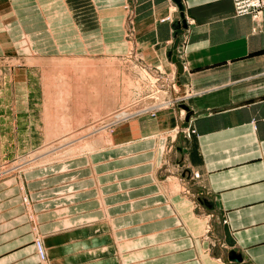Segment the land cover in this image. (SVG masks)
I'll list each match as a JSON object with an SVG mask.
<instances>
[{
	"label": "crops",
	"instance_id": "0c3cea01",
	"mask_svg": "<svg viewBox=\"0 0 264 264\" xmlns=\"http://www.w3.org/2000/svg\"><path fill=\"white\" fill-rule=\"evenodd\" d=\"M80 57L154 70L175 84L176 106L0 178V264H264V10L0 0V161L44 140L46 62Z\"/></svg>",
	"mask_w": 264,
	"mask_h": 264
},
{
	"label": "rangeland",
	"instance_id": "374dc122",
	"mask_svg": "<svg viewBox=\"0 0 264 264\" xmlns=\"http://www.w3.org/2000/svg\"><path fill=\"white\" fill-rule=\"evenodd\" d=\"M80 58L47 60L41 74L43 91L41 133L44 140L42 139L41 144L36 146L18 147L19 151L15 155L6 154L0 161V178L35 165L82 153L77 142L81 139L93 145L84 152L109 143L111 128L108 124L139 115L136 112L140 110L138 108L141 105L148 108L158 105V100H162L164 104L169 102L160 105L161 108L176 106V86L172 87L167 78L160 80V76L154 70L149 72L135 62H131L128 68L122 59L113 57ZM27 60L29 63H39L34 55H28ZM63 92L68 93L66 106L57 102ZM61 117L66 119L67 125H63ZM47 125L53 126L54 132L49 142L45 138ZM67 137L77 138V141L60 146L59 143ZM46 144L53 145L49 152L60 149L62 151L64 148H69V151L60 156H50L46 160L35 157L39 156L35 155V152L43 150ZM72 146L74 148L70 151ZM14 148L16 147H4V151ZM23 199L25 200V195Z\"/></svg>",
	"mask_w": 264,
	"mask_h": 264
},
{
	"label": "built area",
	"instance_id": "2783aa9c",
	"mask_svg": "<svg viewBox=\"0 0 264 264\" xmlns=\"http://www.w3.org/2000/svg\"><path fill=\"white\" fill-rule=\"evenodd\" d=\"M232 3H233V10H234V13L236 15H251L252 17H254V19H259L260 15L262 14V11L264 10V0H232ZM169 19H170V17L167 16V17L163 18L162 21L169 20ZM171 85L173 87L175 84L171 83ZM160 102L161 101H159V103ZM159 103H157L158 105H153V106L148 107V108H146L144 105H141L138 109H140V113L148 112V113L153 115L155 110L161 108L160 105H162V104H159ZM133 109H135V108H133ZM133 114H136V113H133ZM116 122H118V121H114L113 123H116ZM191 132H194V130H190L189 132H187V135H188V133H191ZM35 247H36V251L39 255V258H40L41 262L43 263L45 260V252H44L42 242L39 239H37L35 241Z\"/></svg>",
	"mask_w": 264,
	"mask_h": 264
},
{
	"label": "bare ground",
	"instance_id": "6f19581e",
	"mask_svg": "<svg viewBox=\"0 0 264 264\" xmlns=\"http://www.w3.org/2000/svg\"><path fill=\"white\" fill-rule=\"evenodd\" d=\"M80 77V76H79ZM80 80V79H79ZM65 81V80H64ZM78 85V84H77ZM80 88V87H79ZM80 90V89H79ZM52 94V93H51ZM68 98V93H66V92H63V94H61V96H60V98H59V100H57V102H60V103H64V105H65V102H67L66 101V99ZM159 101H161L160 103L162 104V105H166V104H168V102L167 103H163V101L162 100H158V102ZM66 106V105H65ZM67 110H68V108H67ZM136 113H138V114H141L140 113V110L139 111H137ZM142 113H145V112H142ZM56 116V115H55ZM60 121H62V123H63V125H67V121H66V119L65 118H63V117H61V120ZM67 128H69V125L67 126ZM54 136V132H53V126H46L45 127V138H46V140L49 142L50 140H51V138ZM68 138V139H67ZM65 140H63L61 143H59V145L61 146V145H64V144H67V143H71L72 141L73 142H75V140L77 141V138L75 139V138H69V137H67ZM71 139H73V140H71ZM77 142H79L78 143V145H79V150L82 152H84L85 150H89V149H91V147H93V145H91L90 143H88V142H85V141H83V139H81V140H79V141H77ZM47 145V144H46ZM69 145H73V144H69ZM53 145L51 144L50 146H45L44 148H43V150H40V151H37V152H35V155H39V156H35V157H39L41 160H46L47 158H50V156L52 157V156H54V157H56V156H60L61 154H65L67 151H69V148L68 149H66V148H64V149H62V151H61V149L60 150H57V151H55V152H49L50 150H51V148L50 147H52ZM76 147V146H75ZM74 147L72 146V148H71V150L70 151H72V149H73ZM63 151H65V152H63Z\"/></svg>",
	"mask_w": 264,
	"mask_h": 264
},
{
	"label": "water",
	"instance_id": "95a60500",
	"mask_svg": "<svg viewBox=\"0 0 264 264\" xmlns=\"http://www.w3.org/2000/svg\"><path fill=\"white\" fill-rule=\"evenodd\" d=\"M177 3L179 2V0H175ZM177 45V41L174 43V48L176 47ZM173 61L177 63L176 59L173 57ZM178 64V63H177Z\"/></svg>",
	"mask_w": 264,
	"mask_h": 264
}]
</instances>
